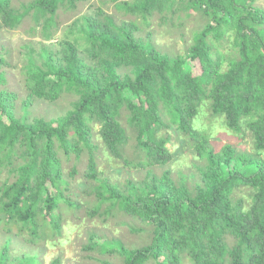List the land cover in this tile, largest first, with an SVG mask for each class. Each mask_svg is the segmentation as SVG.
I'll use <instances>...</instances> for the list:
<instances>
[{
  "label": "trees",
  "instance_id": "obj_1",
  "mask_svg": "<svg viewBox=\"0 0 264 264\" xmlns=\"http://www.w3.org/2000/svg\"><path fill=\"white\" fill-rule=\"evenodd\" d=\"M78 1L86 0H30L21 7L0 0V30L15 28L32 11L34 20L42 21V39L49 41L58 30L57 10L75 8ZM255 1L116 2L118 9L140 15L146 25L155 11H166L165 19L179 8L205 14L208 21L194 33L187 50L174 56L138 36L134 20L117 22L99 7L71 22L58 36V49L42 42L35 54L30 47L23 66L28 100L54 102L63 93L75 99L56 118L28 121L26 115H15L13 93L0 86L3 229L28 233L26 240L32 243L60 234L61 203L70 209L81 205L67 193L60 153L78 156L86 149V175L96 181L92 191L97 198L89 215L118 209L150 225L152 235L148 244L128 247L90 232L85 250L116 254L123 264H264V8ZM227 33L232 34L236 56L223 69V56L213 50L211 38L219 40ZM5 63L0 55V67ZM4 82L0 69V85ZM203 101L232 131H239L245 120L256 155L238 153L230 144L217 149L204 131L194 128ZM124 110L138 159L124 158L123 163L146 169L141 180L127 181L126 191L97 176L92 141L98 124L108 154L122 158L128 139L119 119ZM172 128L176 136L169 132ZM181 135L203 160L194 188L176 182L168 168L160 175L153 171L173 160L174 142ZM4 170L8 175L3 178ZM75 173L72 168L69 174ZM242 186L247 196L236 198L234 192ZM10 244L11 235L0 249V264H41L37 254L11 255ZM93 258L112 264L108 258ZM49 264H62V259L55 256Z\"/></svg>",
  "mask_w": 264,
  "mask_h": 264
},
{
  "label": "rangeland",
  "instance_id": "obj_2",
  "mask_svg": "<svg viewBox=\"0 0 264 264\" xmlns=\"http://www.w3.org/2000/svg\"><path fill=\"white\" fill-rule=\"evenodd\" d=\"M113 0H86L78 1L75 8L60 7L56 13L58 30L54 37L45 41L42 39L41 22H36L32 11L27 13L23 20L15 28L3 27L0 30V55L6 63L2 64L0 69L5 72V82L0 85L8 92L13 93L14 112L17 117L27 116L28 121L34 118L42 117L45 120L56 118L65 113L71 106V101L75 98L72 93H63L61 98L48 102L42 99L32 98L28 100V90L25 84L26 73L23 66L26 65V54L29 48L38 53L41 44L46 43L59 48L57 42L58 36L62 35L68 29V26L74 19L83 14H91L96 7L103 9L107 14L114 17L117 22L123 19L134 20L138 26L136 34L144 39H150L155 47L168 53L177 55L184 53L193 41L194 33L201 29L208 21V17L201 11H191L186 13L180 8L173 14H167L170 18L165 19L166 11H155L150 17V23L144 24L140 15L126 13L118 9ZM30 0H12L15 7L27 5ZM255 4L264 8V0H256ZM213 50L218 51L223 56L222 68L227 67L230 58L236 56V46L233 42L232 34H225L221 39L211 38ZM43 42V43H42ZM37 57V55H34ZM126 111H122L119 119L121 125L125 128L128 139L122 147L123 157L114 158L110 156L106 147L98 134L99 125L93 126L92 141L96 145L93 149V155L96 163V172L98 177H107L109 181L115 182L126 191L128 180L137 182L145 177L146 169L142 167H129L124 165L123 159L136 161L138 159L137 149L135 148L134 131L126 120ZM222 115L215 116L211 113L209 102L203 101L198 107V113L194 118L193 126L196 130L205 132L208 135L211 144L219 149L225 144L233 146L238 153L246 155H256L253 146L252 134L245 125V120L241 122L239 131H232L225 127ZM169 132L176 136L174 129ZM166 130H161L164 135ZM176 151H174L173 160L165 166H154L153 171L160 175L166 168L170 169L171 176L176 182L184 181L190 188L200 180L197 165L203 163V160L196 156V152L188 148V138L179 136ZM173 148L171 143L167 144ZM64 176L69 181V196L81 205L78 208L70 209L64 203H61V229L60 234H55L47 239H40L38 243L27 241L28 233H8L3 229L4 222L0 220V249L7 236L11 235V244L9 252L13 256L26 254H37L41 264H49L55 256H60L62 264H102L94 257L108 258L112 264H123L122 259L116 254L100 255L96 251H88L83 247L88 242L90 232H95L101 237L108 239H119L125 246L140 247L146 245L151 239V226L137 219L130 217L123 211L114 209L108 214L89 215L88 209L91 208L96 198L92 191V186L96 184L95 179L86 175L88 164V151L84 149L78 156L72 153L66 157L60 153ZM72 168L76 169L74 176L69 173ZM6 170L3 171V178L7 176ZM11 178V176H10ZM247 188L238 187L234 196L236 198L247 196ZM106 204L102 205V209ZM135 229V230H134ZM148 264H153L149 262Z\"/></svg>",
  "mask_w": 264,
  "mask_h": 264
}]
</instances>
